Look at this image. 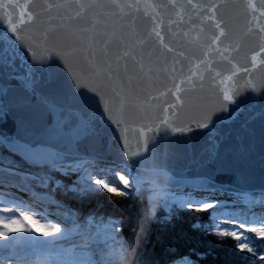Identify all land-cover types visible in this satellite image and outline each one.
<instances>
[{"label":"snow or ice","instance_id":"1","mask_svg":"<svg viewBox=\"0 0 264 264\" xmlns=\"http://www.w3.org/2000/svg\"><path fill=\"white\" fill-rule=\"evenodd\" d=\"M145 191L264 264V0H0V264H124L67 200Z\"/></svg>","mask_w":264,"mask_h":264},{"label":"trees","instance_id":"2","mask_svg":"<svg viewBox=\"0 0 264 264\" xmlns=\"http://www.w3.org/2000/svg\"><path fill=\"white\" fill-rule=\"evenodd\" d=\"M147 189V184L145 185ZM144 198L128 199L123 197L110 198L108 193L98 195L92 200L78 202L68 199L67 203L82 214L90 211L98 216L123 218L129 228L143 215L147 204ZM119 201V203H117ZM164 212L158 210L156 218L149 221L139 236L138 253L146 258L155 257L161 264L175 263L187 257L194 264H237L233 256L232 241L229 238H218L208 235L201 230L194 229V223H206L198 217L203 214L184 210L176 213L173 218L165 220ZM127 237L126 228L122 233ZM227 239V242H223ZM203 253V256L197 255Z\"/></svg>","mask_w":264,"mask_h":264},{"label":"clouds","instance_id":"3","mask_svg":"<svg viewBox=\"0 0 264 264\" xmlns=\"http://www.w3.org/2000/svg\"><path fill=\"white\" fill-rule=\"evenodd\" d=\"M159 181L161 183H166V180L163 177H160ZM147 195L148 193H146V198H147ZM149 207L155 208L156 210H158L160 207V200L158 198L153 199L150 202ZM152 219H154V215H152L151 213H147V214L143 213V215L134 222L133 225H135L136 227V232L129 233V235L125 237L126 245L128 247V255H127V258L124 264H134V260H135V256H136V252H137L138 244H139V236L143 232V230L146 228L149 221H151Z\"/></svg>","mask_w":264,"mask_h":264},{"label":"water","instance_id":"4","mask_svg":"<svg viewBox=\"0 0 264 264\" xmlns=\"http://www.w3.org/2000/svg\"><path fill=\"white\" fill-rule=\"evenodd\" d=\"M236 23L242 25V24H243V19H242V18H239V19L236 21ZM214 66H220V67H222V65H214ZM245 96H247V93L245 94ZM241 99H245V97H241ZM245 102H247V101H245ZM109 143H111V142H110V141H109V142H106L105 145H104V147L107 148V147L109 146ZM178 148H179L180 151H185V150H186V149H184L183 146H178ZM161 150H163V145L161 146ZM191 150H192L193 152H197V153H198V151H199V149L196 148L195 146H193ZM184 163H186V161H184L183 159H177V160H176V166H177V167L181 166V165L184 164ZM217 179H218V180H221V179H225V178L222 177V176H218Z\"/></svg>","mask_w":264,"mask_h":264},{"label":"rangeland","instance_id":"5","mask_svg":"<svg viewBox=\"0 0 264 264\" xmlns=\"http://www.w3.org/2000/svg\"><path fill=\"white\" fill-rule=\"evenodd\" d=\"M117 186H119V185H117ZM172 264H178V262H175V263H172Z\"/></svg>","mask_w":264,"mask_h":264}]
</instances>
